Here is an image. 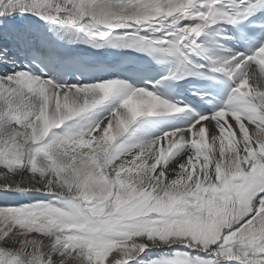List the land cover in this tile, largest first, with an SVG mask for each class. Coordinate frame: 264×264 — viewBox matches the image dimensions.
<instances>
[{
	"label": "snow or ice",
	"instance_id": "6c2138e0",
	"mask_svg": "<svg viewBox=\"0 0 264 264\" xmlns=\"http://www.w3.org/2000/svg\"><path fill=\"white\" fill-rule=\"evenodd\" d=\"M0 264H264V0H0Z\"/></svg>",
	"mask_w": 264,
	"mask_h": 264
},
{
	"label": "bare ground",
	"instance_id": "6f19581e",
	"mask_svg": "<svg viewBox=\"0 0 264 264\" xmlns=\"http://www.w3.org/2000/svg\"><path fill=\"white\" fill-rule=\"evenodd\" d=\"M71 48L72 49H79L80 48V45H73V46H71ZM71 51H78V50H71Z\"/></svg>",
	"mask_w": 264,
	"mask_h": 264
}]
</instances>
